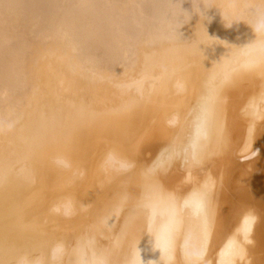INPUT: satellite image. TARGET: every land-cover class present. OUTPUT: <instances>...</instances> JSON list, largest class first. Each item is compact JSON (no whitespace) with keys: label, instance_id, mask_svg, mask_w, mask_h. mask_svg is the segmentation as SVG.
<instances>
[{"label":"bare ground","instance_id":"1","mask_svg":"<svg viewBox=\"0 0 264 264\" xmlns=\"http://www.w3.org/2000/svg\"><path fill=\"white\" fill-rule=\"evenodd\" d=\"M0 264H264V0H0Z\"/></svg>","mask_w":264,"mask_h":264}]
</instances>
